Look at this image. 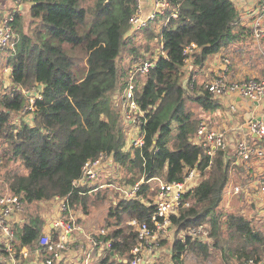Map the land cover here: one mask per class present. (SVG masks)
<instances>
[{
	"label": "trees",
	"instance_id": "1",
	"mask_svg": "<svg viewBox=\"0 0 264 264\" xmlns=\"http://www.w3.org/2000/svg\"><path fill=\"white\" fill-rule=\"evenodd\" d=\"M27 3L28 21L14 12L12 29L16 43L9 51V83L0 92V169L19 163L24 173L6 171L7 191L23 203L49 201L58 197L70 208L87 214L106 199V190L87 194V187L73 186L87 161L101 153L112 155L125 169V184L154 177L164 182L180 181L189 169H196L200 182L185 192L177 215L171 216L176 231L208 223L210 243L188 236L171 244V259L182 262L185 252L208 258L211 248L232 251L236 264L248 259L263 261L264 231L244 214L219 209L223 189L229 179L233 158L226 150L213 156L192 142L199 120L187 103L202 111L217 103L204 89L183 82L186 56L184 49L194 43L190 54L193 64L203 65L223 46L250 34L235 25L238 11L232 0H168L169 7L159 19L168 17L159 31H149L150 39L160 37L162 52L144 77L138 78L135 99L146 112L141 126L144 134L140 147L124 150L127 134L122 114L113 95L126 84L118 58L125 47L128 21L134 12L132 0H19ZM166 16V17H165ZM165 17V18H164ZM158 19V20H159ZM138 49L128 52L136 58ZM133 58V59H134ZM185 83V84H184ZM32 122L16 115L26 105L23 90L38 88ZM176 126L175 139L171 136ZM147 182L141 184L140 200L120 199L110 205L106 224L110 231L101 236L111 242L119 262L103 260L98 264H130L137 234L128 224L136 219L152 225L154 207ZM94 208V209H93ZM42 222L32 219L15 227L16 250L35 249ZM228 239L222 238V233ZM228 245H226L227 243ZM234 251V250H233Z\"/></svg>",
	"mask_w": 264,
	"mask_h": 264
},
{
	"label": "built area",
	"instance_id": "2",
	"mask_svg": "<svg viewBox=\"0 0 264 264\" xmlns=\"http://www.w3.org/2000/svg\"><path fill=\"white\" fill-rule=\"evenodd\" d=\"M134 12L129 18L128 29L125 33V38L132 36L137 31L144 29L148 24L159 19V15H163L166 9L169 7L168 0H151L152 9L149 13H144L142 0H132ZM258 16L252 20L251 34L256 44L261 45V40L264 39V0H261V4L258 11ZM174 13L168 15V17H175ZM168 17L162 21V24H166ZM14 20V12H10L4 15L0 19V54L7 48H13L16 43L15 34L12 29V22ZM157 44V52L153 56L138 55L132 60L130 67L126 75L125 87L116 92L113 96L114 103L119 109L126 125L127 140L124 150H129L131 147H140L143 144L144 134L142 133L141 126L146 121V112L141 110L135 99V87L138 78L144 77L155 65L156 59L162 52L163 41L154 38ZM197 45L191 43L188 45L183 54L186 56L185 63L188 62L190 54L196 51ZM260 53L264 58V49H260ZM229 59H223V65L225 68L221 69L217 74L212 76L204 84V89L209 95L217 100L224 96H233L240 99H246L251 102L259 104L264 100V70L258 77H248L240 80H235L230 77L227 70ZM40 87L23 90L22 93L26 100V95L31 94L29 98V105H25L19 112L23 114L22 117H17L15 122L18 123L22 118L24 121L31 123L33 111L35 110L34 101L40 98ZM26 94V95H25ZM230 113L234 115L238 107L236 103H233L229 107ZM27 113V115H25ZM28 116V118L26 117ZM249 130V139L247 137H240L235 141L234 150L236 160L243 165H248L252 159H264V120L259 118H253L247 121ZM227 131L224 128H214L205 120H199L194 137L191 139L194 144L201 146L204 149L206 155L210 157L214 155L216 150H227L226 142ZM115 160L112 155L101 153L98 158L92 161H87L82 167V173L79 179L73 182V186H86L89 182L93 183L91 190L99 191L104 185L94 184L97 179L98 172L103 167H109V171L118 168L115 165ZM119 165V164H118ZM201 180V175L196 169H189L186 171L184 177L180 181L164 182L158 177L151 178L144 181L141 178L139 181L133 184H125L115 186V189L120 193L121 199L125 200H140L143 201L140 193L141 184L147 182L149 191L152 193L150 204L154 207V211L150 217L149 226L145 222H140L136 219H130L128 224L134 229L137 234V244L131 250L133 259L130 264H155V254H143L145 251L152 252L154 247L160 245V241L163 238L173 232H178L177 239L185 236L190 237L193 240H198L205 243L211 242L209 235L208 223H203L198 226L190 227L185 231H176L171 224V216L177 215L180 207L187 205L184 203L183 196L186 191L195 187ZM112 187V185H110ZM257 189L264 201V177L262 176L258 180ZM241 188L234 186L232 193L239 194ZM60 200V211L63 215L62 218L57 220V225L61 227L60 237L56 240L51 239L47 234L40 235L38 238L39 251L34 256H30V249L21 247L16 250V236L15 225L19 220L20 215L23 212V202L15 195L11 193L0 194V263L3 264H16V257L28 258V264H58L63 259V254L67 251L65 246V239L70 233L78 231L75 218L72 216L69 205L65 200ZM67 215L66 217L64 216ZM174 229V230H172ZM110 231L106 225H103L97 232V235L89 237V247L98 248V254H103V257L111 256L113 254L110 241H103L101 236L106 235ZM174 240V239H173ZM84 249L85 246H80ZM7 258V261L5 260ZM98 258H100L98 256ZM73 264H90V258L88 255H80L74 257ZM176 264H181L180 261ZM245 264H264L261 261H255L254 259H248Z\"/></svg>",
	"mask_w": 264,
	"mask_h": 264
},
{
	"label": "crops",
	"instance_id": "3",
	"mask_svg": "<svg viewBox=\"0 0 264 264\" xmlns=\"http://www.w3.org/2000/svg\"><path fill=\"white\" fill-rule=\"evenodd\" d=\"M232 1L238 11V22L234 30L238 31V27H244L249 30L250 34L223 46L216 54L209 56L201 66L193 64L192 59L186 62L183 71L185 75L183 82L193 83L196 89L199 86H204L206 81L217 74L221 69L225 68L223 65L224 58L229 59L230 63L227 65L228 74L235 80L258 77L264 70V58L260 53V49H264V39L261 40V45L256 44V41L252 37L250 27L252 20L258 16L257 13L261 0ZM142 6L144 13H149L152 9L151 0H142ZM21 7L23 8L21 9ZM23 9L24 4L20 3L19 0H0V19L10 12L20 11L23 13ZM159 23L162 24V21ZM215 101L217 105L213 109L209 111L201 110L199 112L200 117L205 118L200 120L207 121L211 127L226 129V151L230 157L233 158L229 167V179L223 189L218 208L223 209L225 203L228 207L232 205L231 212L237 209L236 212L238 214H244L246 208L243 206L247 204L261 215L264 212V201L257 186L258 180H260L262 176L264 177V159H252L251 162L245 166L236 160L234 144L240 137H247L249 139L248 120L253 118L264 120V100L256 104L246 99L227 95ZM233 103H236L238 107L234 115L230 113L229 109L230 105ZM115 166L122 168V166L117 163H115L113 167ZM109 169V167L101 168L94 182V184L104 185L101 190H91L93 187V183L91 182L86 186H82L90 188L87 193L88 195L114 187L111 182L104 184L98 181L102 175L115 178L116 174L114 171H109ZM110 185H112V187H110ZM234 186H239L241 188L239 194L232 193ZM60 203L61 201L57 199L32 202L30 204L23 203V212L15 226H19L24 222H30L32 219H38L42 222L41 235L47 234L51 239L56 240L60 237L61 232V227L57 225V220L63 217L60 211ZM238 205H240L239 208ZM70 211L79 229L66 237L65 246L67 247V251L64 252L63 259L58 264H73V258L80 255H88L90 264H98L103 260H108V262H119L120 259L116 256V253H110V258L107 256L103 257V254H98L97 247H93V249L89 247V237L97 235L98 230L105 225L104 223H106L105 220L108 210H92L87 214L82 213L78 208H71ZM64 216L66 217L67 215L64 214ZM80 246H85V248L81 249ZM30 251V256L32 257L39 251V248L36 247ZM98 256L100 258H98ZM16 259V264H28L29 257H16ZM5 260L7 261V258H5Z\"/></svg>",
	"mask_w": 264,
	"mask_h": 264
},
{
	"label": "rangeland",
	"instance_id": "4",
	"mask_svg": "<svg viewBox=\"0 0 264 264\" xmlns=\"http://www.w3.org/2000/svg\"><path fill=\"white\" fill-rule=\"evenodd\" d=\"M28 7L29 5L27 3H24V9L22 11H23V16L25 18L24 19L25 23L28 21V18H27ZM159 22L160 21L155 20L154 22L148 24V26L145 29L137 30L134 32V34H132V36L126 37L125 47L123 48L121 55L118 58L121 71L123 70V72L127 74L130 64L132 63V60H133L132 58L134 56L128 52V49L130 47L135 46L136 49H138L137 50L138 55L153 56L157 52L156 48H157L158 43L155 42L154 38L150 39L148 37V33L149 31L150 32L159 31V27L161 25ZM8 54H9L8 50H5L3 53L0 54V92H3V90L7 87L9 83L10 67L7 64ZM184 78H185V75L183 73V80ZM185 83H186V86L188 87V82H185ZM31 96H32L31 94L26 95V105L27 104L29 105V98ZM115 106H116V103H115ZM187 107L193 110L196 119L198 120L205 119V118L200 117L199 112L201 111V109L198 107L197 104L189 102L187 103ZM25 115H27V113ZM18 116L22 117L24 115L21 113H18L15 117L17 118ZM26 117L28 118V116ZM175 133H176V126H174L171 131V136H173L174 139H175ZM6 171H12V172L18 171L19 173L25 172L23 167L18 162L10 164L7 168L0 169V194L8 192L5 186L6 184L3 180ZM112 171H114V173L116 174L115 178H112L111 176L107 177V176L102 175V177L99 178L98 181L102 183L111 182L114 187L118 185H122L123 180L125 181V179L128 177V175H126L125 169L122 167V168L113 169ZM114 187L104 189L106 190V199L104 200L103 203H100L97 206L98 209L96 210H99V211H102V209L108 210L110 205L116 204L119 198L121 199L120 193ZM146 193L150 198H152V193L150 191ZM231 206L228 207L224 203L223 209L228 212H231L232 210ZM239 207L240 205H238V208ZM243 207L246 208V212L244 213V215L247 217H249L250 215L249 218L253 220L254 225L259 226L260 229L264 231V212L261 215H259L258 212H256L253 209V207L247 204H245V206ZM236 210L237 209H234L235 213H237ZM104 224L106 225L107 228L109 229L111 228L108 224L106 223ZM177 234L178 232H176L175 234V232L172 231V233H170L167 236V238L161 239L160 245L157 247H154L151 253H149L148 251H145L143 254L145 255L155 254L156 255L155 264H176V262L172 261L171 259V244H172L173 239L177 237ZM222 238L228 239V234L226 232H224V234L222 233ZM226 245H228V243ZM236 245H237V242L233 241V245L230 248L232 251H229V250L224 251L225 248L222 249L220 247H213L211 248V254L208 258L197 257L192 252L187 251L183 255L181 264H236V256H235ZM263 262H264V259H263Z\"/></svg>",
	"mask_w": 264,
	"mask_h": 264
},
{
	"label": "bare ground",
	"instance_id": "5",
	"mask_svg": "<svg viewBox=\"0 0 264 264\" xmlns=\"http://www.w3.org/2000/svg\"><path fill=\"white\" fill-rule=\"evenodd\" d=\"M166 12H167V11H166ZM167 16H168V15H167ZM165 17H166V16H165ZM165 17H164V18H165ZM158 21H159V20H158ZM144 29H145V28H144ZM140 32H141V31H140ZM133 34H134V33H133ZM104 184H105V183H104ZM107 184H108V183H107ZM101 185H102V184H101ZM105 187H106V186H105ZM88 188H89V187H88ZM89 189H90V188H89ZM89 189H88V190H89Z\"/></svg>",
	"mask_w": 264,
	"mask_h": 264
},
{
	"label": "water",
	"instance_id": "6",
	"mask_svg": "<svg viewBox=\"0 0 264 264\" xmlns=\"http://www.w3.org/2000/svg\"><path fill=\"white\" fill-rule=\"evenodd\" d=\"M23 7H21V9H22Z\"/></svg>",
	"mask_w": 264,
	"mask_h": 264
}]
</instances>
